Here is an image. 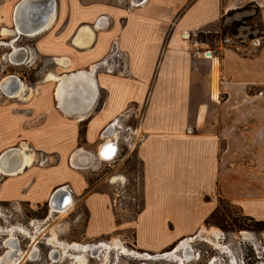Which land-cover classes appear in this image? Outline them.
Listing matches in <instances>:
<instances>
[{
    "label": "crops",
    "instance_id": "0c3cea01",
    "mask_svg": "<svg viewBox=\"0 0 264 264\" xmlns=\"http://www.w3.org/2000/svg\"><path fill=\"white\" fill-rule=\"evenodd\" d=\"M22 1L0 0V31L12 37L0 46L10 48L6 60L18 52L11 65L44 63L17 97L0 91L17 100L0 107V204L50 212L67 184L72 208L86 212L84 236L113 235L112 199L84 174L102 163L97 149L114 140L107 127L119 118L143 137L134 149L138 250L160 253L195 235L220 200L264 221V0H52L49 15L50 0L19 10ZM245 14L262 33L259 48L221 34ZM16 16L27 27L50 18L28 35ZM185 32L218 38L207 42L210 58L183 48ZM113 41L126 54L125 77L90 70Z\"/></svg>",
    "mask_w": 264,
    "mask_h": 264
},
{
    "label": "rangeland",
    "instance_id": "374dc122",
    "mask_svg": "<svg viewBox=\"0 0 264 264\" xmlns=\"http://www.w3.org/2000/svg\"><path fill=\"white\" fill-rule=\"evenodd\" d=\"M255 28L254 23L245 14L241 20L233 22L221 34L223 36L226 34L229 36L237 35L243 45L251 48L249 40L262 34L260 31H256ZM0 35H2L1 31ZM198 38L209 43H213V39H218L214 35L198 36ZM11 39V35L0 36V42L7 43ZM26 42L25 39H22L16 44L21 47ZM9 50L10 48L8 46H0V81L6 76L12 75L28 87L39 82L40 73L38 72L41 71L44 62L38 60L34 63L33 67L28 65H11L5 58ZM16 101V99H8L0 93V107H8L10 103ZM135 147L131 145L128 147V143H120L113 160L103 161L99 159L102 163L99 165L94 164L92 171H86L84 174L87 187L92 186L93 189L106 192L112 199V209L117 223V229L113 235L96 239L86 238L83 234L86 212L79 205L68 210L62 217H58L59 213L51 214L45 205L30 209L27 206L0 204V230L2 231L0 232V255L6 251L3 246L4 240L7 237L4 231L11 227H18L25 231L24 233L19 231L14 233V237L18 242V253L28 251L31 245V236H37L36 259L33 261L25 260L21 264H77L70 257L63 255L60 249L47 244V240L52 236L59 242L65 244L75 243L91 246L104 244V247H98L97 255H91V251L85 253L87 258L86 264H179L177 262L159 259L158 256L165 252L166 254L171 253L187 237L182 238L172 247L155 254L142 252L135 247L134 221L136 215L142 209L141 166L134 155ZM119 161L120 164L117 166V162ZM112 165L116 167L112 168ZM114 178H118V180L113 181ZM263 222L241 214L227 200H220L217 209L203 223L200 231L190 236L193 240L189 243L190 248L188 247V253L190 254L188 264H213L212 261L214 258L221 261V264H233V258H235L239 264L241 256L253 264H261L255 258V253L251 246H249V242H242L239 233L241 232L240 235H243V237L245 233L243 234L242 232H253L257 236L264 232ZM46 226L45 233H41V230ZM214 232L219 238L211 235ZM220 234L223 236H220ZM28 235H30V238ZM112 241L116 242L118 245L117 248L112 247ZM105 245L110 248L105 247ZM53 249L59 250L63 255H61L60 260L57 262H52L49 259L50 251ZM218 250L221 252L219 253ZM131 251H135L144 256H146L145 254H150L156 260L140 261L139 259L133 258V255L131 256ZM70 253L76 254L77 251L73 250ZM262 264H264V250Z\"/></svg>",
    "mask_w": 264,
    "mask_h": 264
},
{
    "label": "bare ground",
    "instance_id": "6f19581e",
    "mask_svg": "<svg viewBox=\"0 0 264 264\" xmlns=\"http://www.w3.org/2000/svg\"><path fill=\"white\" fill-rule=\"evenodd\" d=\"M34 2L35 1H33V3ZM50 4H52V1L49 2V5ZM26 5H27V3L23 4L22 7H24ZM29 5L31 6L32 4H29ZM23 17H25V16H23ZM49 18H50V16H47V17L43 18V24H40V25L38 24V25L28 26L27 27L24 24H20L21 22L19 21V17L16 16L15 20L17 21V23H19V25H17V27H16V31H18V33H23V34H28V35L30 34L31 35L33 33H36L38 31H40L41 29H43V27L45 26V24H46V22H47V20ZM2 33L4 35H8L10 32L8 30H4V31H2ZM15 52L16 51L13 50V52H12L13 54L12 55H8V57H7V61L10 62L11 64H14V63L18 64V62L21 61L20 56L18 55V52H16V53ZM21 56H23V55H21ZM49 77H51V76H49ZM14 78H15L14 76H6L5 78H3L0 81V88H2L3 86L6 87V90H4L2 92L8 98L17 97L18 94L20 93V91L24 87V84L18 78H16V80H14ZM104 143H105L104 147H102V145H103V143H102L99 146V148L97 149L98 150L97 152H99V151L102 152L100 154L99 159H102L103 161H108L109 159H111L113 154H115V156H116L117 148L116 147H112L113 145L110 143V139L106 140ZM115 180H118V178L117 179L116 178L113 179V181H115ZM72 206H73V204H72L71 197L66 196V197H64L63 200L59 199L58 200V204H56L55 202L54 203L52 202L50 211L51 212H58L59 213L58 217H62L63 215H65V213H67L68 210H70L72 208ZM46 229H47V226L44 229L41 230V233H45L44 231ZM9 230H10V228L6 229L4 232H6L8 235L11 234L14 230H18V231H20L22 233L25 232L24 229L18 228V227H14V228L12 227L11 230L10 231ZM7 231H9V232H7ZM0 232H2V231L0 230ZM242 233L243 234L245 233L244 237H243L244 240H247L248 238L250 239V235L248 233H246V232H242ZM39 235H41V234H39ZM211 235L214 236L215 238H219V236L215 232L211 233ZM31 238H32V243L30 245V249L33 247L34 244L37 243V236L36 235L31 236ZM192 240H193V238H191V237H188L185 240H182L180 242L181 244L178 246V248H176L174 251H172L171 253L168 254V259H166V260L169 261V262L170 261L171 262H177L179 264H188L189 258H190V254L188 253V247L190 248L189 243L192 242ZM111 243H112V247L113 248L114 247H116V248L118 247V245L116 244L115 241H112ZM5 245L9 248V250H6V252L4 254L0 255V264H21V263L25 262V260L27 258H29L30 260H34L36 258V254H35L36 250H32L30 256L28 254V251H26V253L22 252V253H17L16 254L15 252L17 250V246L18 245H17V242H16L15 239H8L5 242ZM48 245H52V246H54V248H62V254L65 255V256L70 257L74 261V263H77V264H86L87 263V258L85 256V253L87 252V250L90 247H91V249H93V251H95L92 255H97L98 254V250H99L98 247H104V244H100L99 246H97V245H95V246L74 245V244L62 245L61 246L59 241L54 236H52L51 238L48 239ZM105 247L110 248V247H108L106 245H105ZM69 249H73V250L77 251V253L76 254H71L70 252L66 251V250H69ZM54 253L56 254V252H54ZM61 255L59 256L58 260H60ZM161 257H162V254H161ZM161 257L158 256V258H161ZM51 261L52 262H56V260H54V259H51Z\"/></svg>",
    "mask_w": 264,
    "mask_h": 264
},
{
    "label": "built area",
    "instance_id": "2783aa9c",
    "mask_svg": "<svg viewBox=\"0 0 264 264\" xmlns=\"http://www.w3.org/2000/svg\"><path fill=\"white\" fill-rule=\"evenodd\" d=\"M182 42H183V48L184 49H192L193 51L202 54L203 57L210 58L212 51L210 49H208L207 42L200 40L195 33H186V32L183 33ZM221 42L226 44L229 42V38L224 37L221 39ZM249 45L254 49L259 48L261 46V39L260 38H252L249 40ZM90 70L93 73H103L106 75L125 77L128 75L126 54L123 53L122 50L119 48L118 43L116 41H113L111 43L106 55L102 59L94 62L91 65ZM119 121H120V119L116 118L107 127L108 130L110 129L114 135V137H113L114 140L110 141L111 143H115V144L119 145L120 143L123 142L125 144L128 143V147H129V145L135 147L137 144L142 142L143 137L137 132L136 128H134L131 125L123 126V124H121ZM104 142H103V144H104ZM102 147H104V146L102 145ZM115 147L117 148L116 145H115ZM117 151H118V148H117ZM99 152L97 153L98 158L100 157ZM114 158H115V155L112 159H109V160L111 161ZM39 160H40L39 165H44L47 161V158L45 156H43L42 154H39ZM57 192H60L59 193L60 194L59 199L61 196L71 197L73 195V190L67 184L63 185L59 190H57ZM52 202L54 203L53 197H51V199L49 201V208L51 207L50 205ZM240 233H239V237L242 240V242L243 241L249 242L248 243L249 246H251V248L253 249V252L255 253V258L257 260H259V263L262 264L263 250H264V232L260 233L257 236L253 232H246L250 235V239L248 238L247 240H244L243 235H240ZM220 236H223V235L220 234ZM227 251H230V250H227ZM220 252L221 251H219V253ZM228 253H230V252H228ZM224 254H227V253H224ZM214 259L212 261L213 264H221V261L216 260V259L214 260ZM233 259H234L233 264H238L237 261L235 260V258H233ZM239 264H253V263L246 261L243 258V256H241Z\"/></svg>",
    "mask_w": 264,
    "mask_h": 264
},
{
    "label": "flooded vegetation",
    "instance_id": "af4514ba",
    "mask_svg": "<svg viewBox=\"0 0 264 264\" xmlns=\"http://www.w3.org/2000/svg\"><path fill=\"white\" fill-rule=\"evenodd\" d=\"M50 213L52 214V213H58V212H51L50 211ZM12 228V227H11ZM11 228H10V230H11ZM14 228V227H13ZM9 230V231H10ZM9 231H7V232H9ZM18 230H14L11 234H7L6 232H5V235L7 236L6 237V239L4 240V243H3V246H4V248L6 249V250H9V248L5 245V242L8 240V239H15L16 240V242H17V239L14 237V233L15 232H17ZM20 232V231H19ZM28 237L30 238V235H28ZM30 242L32 243V238H30ZM18 243V242H17ZM60 243V245L62 246V245H70V244H65V243H61V242H59ZM47 244H48V240H47ZM72 244H74V245H80V244H75V243H72ZM87 246H91V245H87ZM92 246H95V245H92ZM99 246V245H98ZM58 249H60L61 251H62V248H58ZM30 250V251H29ZM29 250H28V254H29V256H30V254H31V251L32 250H36V256H37V248H36V244H34L33 245V247L30 249L29 248ZM66 251H68V252H71V251H73V249H69V250H66ZM87 251H91V255L95 252V251H93V249H91V247L87 250ZM6 252V251H5ZM19 251H18V246H17V250H16V254L18 253ZM54 252H56V254L54 253ZM26 253V252H25ZM131 253V256L133 257V258H135V259H139L140 261H148V260H156V258H154L153 256H151L150 254H145L146 256H144V255H142V254H140V253H137V252H135V251H131L130 252ZM61 255V252L59 251V250H55V249H53V250H51L50 251V254H49V259H50V261H51V259H54V260H56V262L58 261V259H59V256ZM167 256H168V254H166V252L165 253H163L162 254V257H161V255H159V257H161V258H159V259H164V260H166V259H168L167 258ZM36 259V258H35ZM34 259V260H35ZM26 261H33V260H30L29 258H27L26 259ZM167 261V260H166ZM143 264H145V263H143Z\"/></svg>",
    "mask_w": 264,
    "mask_h": 264
},
{
    "label": "water",
    "instance_id": "95a60500",
    "mask_svg": "<svg viewBox=\"0 0 264 264\" xmlns=\"http://www.w3.org/2000/svg\"><path fill=\"white\" fill-rule=\"evenodd\" d=\"M32 1H34V0H23V1L18 5V9H19V10L24 9V8H25L26 6H28ZM50 1H52V0H50ZM25 3H27V5L24 6V7H22V5L25 4ZM51 10H52V6L50 5L48 15L51 14ZM11 76H12V75H11ZM14 77H15V76H14ZM14 80H16V77L14 78ZM0 90H1V91H4V90H6V87L3 86L2 88H0ZM110 143H111V142H110ZM111 144L113 145L112 147H115V145H114L113 143H111ZM104 145H105V143L103 144V146H104ZM99 153L101 154L102 152L100 151ZM114 155H115V154L112 155L111 159L114 157Z\"/></svg>",
    "mask_w": 264,
    "mask_h": 264
},
{
    "label": "trees",
    "instance_id": "16d2710c",
    "mask_svg": "<svg viewBox=\"0 0 264 264\" xmlns=\"http://www.w3.org/2000/svg\"><path fill=\"white\" fill-rule=\"evenodd\" d=\"M259 223V222H258ZM264 223V222H263Z\"/></svg>",
    "mask_w": 264,
    "mask_h": 264
}]
</instances>
